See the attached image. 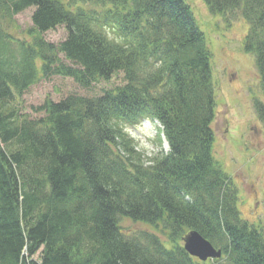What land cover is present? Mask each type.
<instances>
[{
    "label": "trees",
    "instance_id": "trees-1",
    "mask_svg": "<svg viewBox=\"0 0 264 264\" xmlns=\"http://www.w3.org/2000/svg\"><path fill=\"white\" fill-rule=\"evenodd\" d=\"M247 24L264 92V0H203ZM33 9L30 41L9 29ZM64 27L59 44L43 33ZM9 32V33H8ZM211 52L185 0H0V264H264V236L214 158ZM40 62V63H39ZM99 96L48 98L32 119L19 98L51 76ZM255 110L264 123V105ZM156 122L167 153L143 161L129 132ZM162 226L171 248L150 230ZM196 231L221 258L182 247Z\"/></svg>",
    "mask_w": 264,
    "mask_h": 264
},
{
    "label": "rangeland",
    "instance_id": "rangeland-1",
    "mask_svg": "<svg viewBox=\"0 0 264 264\" xmlns=\"http://www.w3.org/2000/svg\"><path fill=\"white\" fill-rule=\"evenodd\" d=\"M185 1L191 7L211 52L210 71L216 104L211 125L215 137L214 158L239 190L238 210L241 218L264 236V123L259 120L255 110L257 102L264 105V92L261 91L255 59L243 48L247 24L240 17L231 22L221 15H211L203 0ZM32 10L27 9L15 16L9 32L16 39L30 41L28 32L33 26L30 19ZM42 35L50 44H59L66 37L64 27H57ZM122 81L120 74L109 83H98L86 90L71 78L54 75L33 84L19 98L20 112L32 119L41 118L43 113L33 112L32 109L41 106L46 98L56 102L69 94L99 96L103 89L120 85ZM160 130L155 121L150 123L144 120L129 132L136 141V151L143 154L146 164L156 154L168 151ZM120 224L130 232L150 230L160 237L166 248H171L162 226L155 228L128 219Z\"/></svg>",
    "mask_w": 264,
    "mask_h": 264
},
{
    "label": "water",
    "instance_id": "water-1",
    "mask_svg": "<svg viewBox=\"0 0 264 264\" xmlns=\"http://www.w3.org/2000/svg\"><path fill=\"white\" fill-rule=\"evenodd\" d=\"M182 247H184L189 257H195L203 263L207 260H215L222 257L221 250L213 247L208 240L194 230L184 235Z\"/></svg>",
    "mask_w": 264,
    "mask_h": 264
},
{
    "label": "bare ground",
    "instance_id": "bare-ground-1",
    "mask_svg": "<svg viewBox=\"0 0 264 264\" xmlns=\"http://www.w3.org/2000/svg\"><path fill=\"white\" fill-rule=\"evenodd\" d=\"M209 261H215V260H209Z\"/></svg>",
    "mask_w": 264,
    "mask_h": 264
}]
</instances>
